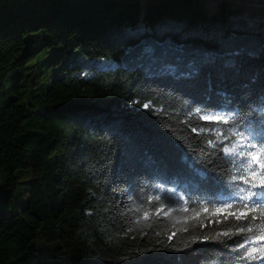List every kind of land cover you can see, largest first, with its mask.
<instances>
[{"label":"trees","instance_id":"obj_1","mask_svg":"<svg viewBox=\"0 0 264 264\" xmlns=\"http://www.w3.org/2000/svg\"><path fill=\"white\" fill-rule=\"evenodd\" d=\"M229 1L3 0L0 264H264L259 208L227 199L264 168L233 182L232 125L202 118L232 100L241 126L264 124V14ZM72 49L115 65L81 75L59 64Z\"/></svg>","mask_w":264,"mask_h":264},{"label":"snow or ice","instance_id":"obj_2","mask_svg":"<svg viewBox=\"0 0 264 264\" xmlns=\"http://www.w3.org/2000/svg\"><path fill=\"white\" fill-rule=\"evenodd\" d=\"M232 100H227L225 102L224 107L221 112L209 115L204 117L205 119H215L222 121L226 124H231L232 127L224 133L225 138L234 136L236 137V142H234L231 146L223 147L222 151L225 156H230L233 159L230 163L237 168L239 172V176L233 175L231 177L233 182H236L238 179H242L246 174H251L253 172L259 171L261 168H264V160L260 162L259 168L255 167L254 159H250L253 152H256L258 156L264 157V124L261 125L260 129L255 130L250 126H241V121L237 119L239 115L238 109H227V105L232 104ZM145 108H148V104L143 105ZM264 113V108L260 110ZM200 112V109H197V113ZM195 131V129H193ZM204 131V129H201ZM212 141H209V144H212ZM206 174H201V179H206ZM249 181L245 180V184H248ZM262 183H264V179H262ZM231 192L227 196V199L235 201L237 207L240 206L244 208H259L260 216L262 218L261 223L256 226L258 229V234L262 239H264V187L257 188L256 185H252V187H244L238 183H233L231 186ZM232 207V204H228L224 209H215L216 211H227V208ZM228 215L235 216L236 220H248L251 222L255 220V216L248 217L247 215H236L235 213H228ZM145 218H147V214H145ZM227 219V217H225ZM241 232L244 231H253V228H249L247 226L242 227L240 229ZM225 236L229 235L228 232L224 233ZM244 247V245H241ZM247 252L248 250L245 249ZM257 249H252L251 252H248L247 259L255 260L257 257L253 255ZM264 260V257H261Z\"/></svg>","mask_w":264,"mask_h":264},{"label":"rangeland","instance_id":"obj_3","mask_svg":"<svg viewBox=\"0 0 264 264\" xmlns=\"http://www.w3.org/2000/svg\"><path fill=\"white\" fill-rule=\"evenodd\" d=\"M205 6L207 7L208 10L212 9V5L217 1V0H202ZM254 0H230L229 5L232 7H237L239 8L236 11V15L239 17H244L248 18L252 15H256L257 17H260L261 15L264 14V8H255L251 6V3ZM264 0H262L263 2ZM35 46H32L30 49L26 50L27 51H32ZM46 57V54H44V51L37 54L35 56L34 61H39L44 59ZM59 64L60 66H65V65H71L75 64L81 67V69L77 72H80L81 75H87L89 69L91 67H96V68H111L115 65V62L112 60H107L104 58H87L81 55L80 53L74 49L70 50L67 53H64L60 58H59ZM211 114H205L202 116L204 120L207 121H216L215 119H205L204 117H207ZM27 179V176L20 172L18 173V180L19 182H24ZM24 190V186L21 184H18L14 193V200L12 202L11 208L13 210L20 209L19 204H24L26 200V193L22 194ZM35 247L39 252H46L51 250L55 245L56 242L54 243H46L44 240L41 239L40 236H37L35 239Z\"/></svg>","mask_w":264,"mask_h":264},{"label":"water","instance_id":"obj_4","mask_svg":"<svg viewBox=\"0 0 264 264\" xmlns=\"http://www.w3.org/2000/svg\"><path fill=\"white\" fill-rule=\"evenodd\" d=\"M3 0H0V5L2 4ZM254 161L256 162V158H254Z\"/></svg>","mask_w":264,"mask_h":264}]
</instances>
